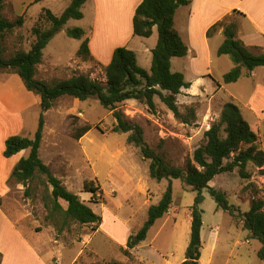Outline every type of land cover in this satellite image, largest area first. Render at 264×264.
I'll return each instance as SVG.
<instances>
[{"label":"rangeland","instance_id":"374dc122","mask_svg":"<svg viewBox=\"0 0 264 264\" xmlns=\"http://www.w3.org/2000/svg\"><path fill=\"white\" fill-rule=\"evenodd\" d=\"M228 3L237 4L226 20L227 23L237 24V37L243 41L254 36L257 28L252 14L262 9L264 0H229ZM187 9L179 11L176 28L190 47V52L187 56L172 59V71L183 73L185 79L191 82V86L183 88L177 98L182 116L177 117L159 96L155 97V111L137 100L120 103L118 109L123 111L127 119L144 128L147 143L173 165L185 166L193 157L194 151L205 143V132L220 119L223 106L228 101L235 102L241 108L264 149V66L257 67L249 74L244 68L240 80L225 83L223 76L234 63L229 55L218 54V48L226 38L224 27L209 36L206 43L200 30L190 36L183 21ZM2 13L10 21L22 16L16 13L17 17H14L8 10L4 11V7ZM38 15L36 11L30 10L25 15L26 21L22 27L5 33L3 47L6 58L19 50L31 48L35 39L32 27ZM90 21L91 16L86 13L82 23L87 25ZM78 22L73 19L69 25ZM65 29L66 26L44 49V61L37 69L38 75L47 78L50 84H55L75 74H87L105 84L106 65L92 56L89 59L79 57L77 53L82 42L68 36ZM135 39L129 48L136 51L139 64L150 70L152 48L158 41L157 27L151 37ZM258 41L264 42L263 36ZM250 48L256 54L264 53L262 46ZM4 90L18 94L22 90L28 91L20 76L0 72V95ZM5 94L10 95L9 92ZM73 101L69 96L59 98L53 110L45 113L40 155L57 177H64L66 181H62L71 191L80 195L86 204L102 216V224L97 229L91 225L74 224L58 234L45 219L43 202L25 197L24 190L17 191L15 186L18 183L11 177L12 181L8 182L6 188L14 187L10 194L12 201H6L0 208V245L6 248L1 251L3 259L1 262L0 257V264H165L167 258L184 256L191 236V206L197 193L182 180L174 179V202L165 221L157 220L147 238L135 248L128 249L130 235L137 233L147 219L149 204L144 203L145 193L140 194L134 189L137 183H126L124 170L132 162L136 168L139 167L138 176L150 189L148 196H151V205L160 200L169 181L151 178L150 161L142 157L138 147L128 143V133L113 132L116 120L97 98L81 101L83 110L79 114L73 112ZM40 113L41 107L38 105L28 110L23 136L34 135ZM85 124H91L93 128L80 143L81 138L75 139L73 133ZM84 145L89 156L85 155ZM106 145L112 151L119 148L122 151L120 156L112 157L108 149H104ZM249 169L252 172L250 180L242 179L236 169L232 173L219 174L210 182L211 186L225 190L230 203L242 212L250 210L254 199L264 200V174L259 168L250 166ZM96 171L100 174L96 175ZM86 182H91L94 187L99 185L105 196L102 191L94 196L86 192ZM203 194L202 251H216L213 264H224L230 255L233 264L237 251L250 252L254 256V251L260 248L261 243L250 238L249 231L238 227L236 218L233 219L222 210L217 211L216 200L207 190ZM8 219L22 229L24 238L10 241L12 238L7 234V225H10ZM231 251L234 253L230 254ZM255 261L264 264V260Z\"/></svg>","mask_w":264,"mask_h":264},{"label":"trees","instance_id":"16d2710c","mask_svg":"<svg viewBox=\"0 0 264 264\" xmlns=\"http://www.w3.org/2000/svg\"><path fill=\"white\" fill-rule=\"evenodd\" d=\"M86 2L87 0H72L60 15L49 8H43L32 27L35 39L31 48L26 51L19 50L6 58L3 47L4 35L16 27H22L26 17L22 15L14 21L8 20L2 13L4 0H0V72L18 74L26 88L41 97L40 120L34 135L28 137L16 134L6 140L4 156L7 158L23 150H29V154L16 164L12 179L25 186V197L43 202L46 210L45 219L48 224L55 227L58 234L74 224L91 225L93 229H97L102 224V216L86 204L80 195L71 191L40 155L46 123L45 112L52 109L56 101L63 96L80 101L95 97L112 112L116 120L113 132L128 133V143L138 147L142 157L150 161L151 178L169 181L161 199L149 207L143 226L137 233L130 235L128 249L135 248L144 241L157 220L169 213L174 202L173 180L180 179L197 193L191 206L190 241L185 252V260L181 264H200L203 226L201 204L204 201L205 190L216 200L217 211L222 210L229 213L233 219L236 218L237 224L249 231L250 238L261 243L257 256L264 260V200L254 199L250 210L242 212L236 205L230 203L225 190L210 185L217 175L232 173L236 169L242 179L250 180L252 177L250 166L259 168L261 174H264V149L259 144L258 134L243 115L241 108L233 101L224 104L220 119L205 132V143L194 151L193 157L185 166L169 163L147 143L144 128L127 119L123 111L118 109L120 103L137 100L155 111V97L159 96L177 117L182 116L177 98L183 88L191 86V82L185 79L183 73L172 71V59L187 56L189 48L176 28L175 16L178 8L190 5L191 0H143L136 8L133 17L135 36L149 38L154 34L155 27L158 29V41L152 49L150 70L139 64L134 50L122 46L114 50L112 59L106 66L105 84L87 74H75L55 84L38 79L37 66L42 63L44 49L69 20H80L84 17L82 7ZM227 17L213 24L208 29L207 36L224 27L226 38L218 48V54L229 55L234 63L231 70L223 76V81L230 84L240 80L244 68L249 74L257 67L264 66V53H254L239 39L237 24L227 23ZM66 32L68 36L76 39H83L86 35L81 27L69 28ZM77 55L83 59L92 56L88 37L83 39ZM92 128L91 124L78 127L73 137L80 139ZM84 190L91 192L93 196L98 191L103 192L99 185L94 187L91 182L84 184ZM0 257L2 261L1 253Z\"/></svg>","mask_w":264,"mask_h":264},{"label":"crops","instance_id":"0c3cea01","mask_svg":"<svg viewBox=\"0 0 264 264\" xmlns=\"http://www.w3.org/2000/svg\"><path fill=\"white\" fill-rule=\"evenodd\" d=\"M71 1L72 0H4V11L8 10L14 17H17L16 13H21L20 15H27L30 10H33V12L36 11V15H38L37 13H40L43 8H49L55 14L60 15L71 4ZM142 1L143 0H87V2L82 7L84 17L80 20H77L79 22L72 24V26H70L69 24L73 19L69 20L65 25V30L67 31V29L73 27L83 28L86 33L84 38H89L92 57L98 60V62H101L107 66L110 63L113 52L117 47L125 46L129 48L131 47L130 43L133 40H136L135 37L143 38L135 36L133 32V17L136 8ZM228 1L229 0H191L190 5L184 7L181 6L178 8L175 16V25L177 24V16H179V11L183 8H188L187 13L183 16V21L187 26L188 35L190 34V36H192L195 32H197V30H200L203 33L206 43V40H208V29L216 22L229 16L232 9L237 6V4H229ZM217 9L220 12L219 15H216L218 12ZM86 13H89V15L91 16V21L87 25L82 23L86 18ZM252 15H254V19L252 20L255 27L257 28V31L255 32L254 36L250 38H244L245 40L243 38L242 39L244 43L249 47H264V42L258 41V39L262 38V36L264 38V6L261 10L254 11ZM32 17L33 16H31V18ZM67 25H69V27H67ZM83 39L79 40L82 42ZM188 48V52H190V47ZM43 61L44 58L42 59V62ZM39 66L40 64L37 66V69L39 68ZM36 77L49 83L47 78L40 77L38 75V71L36 72ZM4 91L9 92L10 95L7 96L5 92L0 95V208L5 205L6 201L7 203H10L12 201V197L10 194L14 187L6 188V185L9 181H12L10 179L12 177V172L16 164L22 157L29 154V150H23L10 158L5 157L4 150L6 147V140L9 136L12 135H23L26 120L25 115L27 114L29 109L36 105L40 106L41 103L40 95L29 90H22L21 94L12 93L10 90ZM73 100L75 104L73 112L78 113L81 109L83 110V108H81V101L76 98H73ZM50 110H53V108ZM87 134L88 132L80 139V143L83 142V140L87 137ZM104 149H108L110 155L115 158L119 157L120 153L122 152L119 148H113L114 150L112 151L111 148H109L107 145L104 146ZM84 152L86 156H89L88 149L85 145ZM56 153L57 152H55V154ZM138 168H136V166L132 162V165L129 166L128 169L124 170L126 174V183H137V186H135L134 189L140 194L145 193L144 203H148V207H150V203L152 201L151 196H148V193H150V189H148L146 182H142V177L138 176ZM95 173L96 175L100 174L99 171H96ZM60 178L64 180L63 176ZM15 189L17 191L23 192V190H25V186L18 183L15 186ZM29 215H32V213L29 212ZM160 219H163V221H165L166 215H164ZM8 220L10 225H7V234H9L10 238H12L10 241H13V239L21 240V238H24L22 229L19 228L13 220ZM25 241L26 243L28 242L27 240ZM30 248L33 247L30 246ZM5 249V247L0 245L1 254V251H5ZM257 252L258 250L254 251L255 255L253 256L250 252L247 253L243 251H237L236 256L233 257V259H235L233 264H257L255 261L259 259L257 256ZM215 253L216 251H201L200 264H213ZM232 253H234V251L230 252V254ZM184 260L185 255H181L177 258L165 259V264H181ZM224 264H231V255L225 260Z\"/></svg>","mask_w":264,"mask_h":264}]
</instances>
